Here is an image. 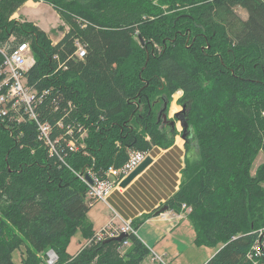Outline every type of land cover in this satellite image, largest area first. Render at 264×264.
<instances>
[{
    "label": "trees",
    "instance_id": "trees-1",
    "mask_svg": "<svg viewBox=\"0 0 264 264\" xmlns=\"http://www.w3.org/2000/svg\"><path fill=\"white\" fill-rule=\"evenodd\" d=\"M26 1L0 0V40L30 43L33 107L61 139L50 155L36 123L0 119V264H15L22 245L23 264H48L49 250L53 264H164L135 233L93 239L79 176L89 169L101 178L130 152L168 148L177 134L185 149L178 188L132 227L164 205L186 204L193 243L220 246L203 264H250L246 252L264 232V163L253 169L264 151V0H33L67 27L55 44L33 22L9 19ZM177 92L180 132L158 120ZM80 128L83 148L70 151ZM78 229L88 242L70 254Z\"/></svg>",
    "mask_w": 264,
    "mask_h": 264
},
{
    "label": "built area",
    "instance_id": "built-area-1",
    "mask_svg": "<svg viewBox=\"0 0 264 264\" xmlns=\"http://www.w3.org/2000/svg\"><path fill=\"white\" fill-rule=\"evenodd\" d=\"M16 13V12H14ZM10 18H14L11 15ZM57 43V42H52ZM0 119L9 124L21 123L29 120L38 125L36 127V139L39 140L52 155L57 145L60 143V136H51V125L47 121H40L38 114L34 110L36 93L25 82V73L31 65L32 56L30 46L27 41H17L16 37L11 34L7 38L0 40ZM85 55V48L82 44L76 42L74 56L82 58ZM40 102V99L38 103ZM34 106V107H33ZM264 114V113H262ZM36 125V126H37ZM60 125V124H59ZM72 129H68L67 133L72 135ZM79 139L73 135L66 141V145L70 151L83 148L80 142L84 135V130L80 128ZM148 154V152L134 151L130 152L127 161L117 168L110 167L104 176L97 178L89 169L86 173H81L80 178L87 185V198L89 205L94 201H107L109 194L114 191H122L120 186L121 180L127 176ZM264 156V151L262 152ZM264 158V157H263ZM264 161V160H263ZM90 177L91 182L86 178ZM181 210L175 212L168 209L161 212L163 217H184L190 211V207L186 204L181 205ZM186 211V214L184 213ZM115 216H112L108 222L101 227L93 235V239L102 240L110 237H116L122 232L135 233L131 220L123 221L121 224L114 223ZM126 244V242H124ZM156 258H159L155 255ZM250 264H264V232L259 230L256 232L255 238L245 255ZM56 256L53 252H47V263L53 264Z\"/></svg>",
    "mask_w": 264,
    "mask_h": 264
},
{
    "label": "crops",
    "instance_id": "crops-1",
    "mask_svg": "<svg viewBox=\"0 0 264 264\" xmlns=\"http://www.w3.org/2000/svg\"><path fill=\"white\" fill-rule=\"evenodd\" d=\"M39 5L40 1L27 0L18 8L17 12L20 13L23 7L22 19L25 18L41 27L33 19H28V16L34 17L30 10ZM175 126L180 132L179 123H176ZM150 155L153 161L124 187L122 192L113 191L109 194L107 201L98 200L89 205L87 217L91 221L94 231L103 227L112 216H115L114 223L121 224L123 221L132 220L150 212L162 205L166 198L178 188L180 170L184 165L185 157L184 139L181 135H175L174 143L170 147L164 149L156 147L150 151ZM179 211H182L181 207ZM184 213L186 214V211ZM186 220H188L187 216L170 218L156 214L141 223L135 230V234L157 256L166 257L167 253L170 254L172 257L169 264H171L174 262L172 260L177 257L179 241L175 239V236H182L183 231L187 229L183 225ZM87 242L88 240H85V243ZM77 251L70 254H75ZM207 258V254L198 256L189 264H203Z\"/></svg>",
    "mask_w": 264,
    "mask_h": 264
},
{
    "label": "rangeland",
    "instance_id": "rangeland-1",
    "mask_svg": "<svg viewBox=\"0 0 264 264\" xmlns=\"http://www.w3.org/2000/svg\"><path fill=\"white\" fill-rule=\"evenodd\" d=\"M23 10H24V8L22 7L20 13H18V12L12 13L11 15H14V18L9 17V19H15L18 21H22L21 15H23L22 14ZM235 11L242 19L246 18L247 13H246L245 9H243L241 6H236ZM30 13L32 15H34V17L28 16V19H33L34 21H36L42 27V29H44L48 33V35L50 36V38L53 42H57L59 40V38H61V36L66 31L67 27H65L63 32L57 28V26L60 23H62V21H59L58 14L49 5L41 3V1H40V5L36 8H33L32 10H30ZM44 22H45V24H44ZM31 56H32V54H31ZM32 63H33V57H32V61H31V65H32ZM179 95H180L179 92L175 93L172 96L171 103L169 104V109H168V113L166 116H167V118L171 117L170 118L171 120H172V118H174L175 113L179 112L181 110V107L177 104V99H178ZM181 126H182L181 124H179V126H178V128L180 130H182ZM263 157L264 156L261 153H259L256 156V158L253 162V169L257 165L264 163ZM114 191H118V190H114ZM183 225L187 229H185L183 231L182 236H175V239L177 241H179L177 244V253H176L177 257L172 260L174 262L171 264H189L193 261V259L197 258L198 256L205 255V254H207V256H208L207 259H209L210 255H212L220 247V246L207 247V246H200V245L194 244L192 241V239L194 237V230H193V227L191 226L189 220L184 221ZM85 240L86 239L82 236L80 230L79 229L76 230V232L72 234L70 241L67 245V249H66L67 252L68 253H74L75 251H77V249L80 246H82L85 243ZM80 241H82V242H80ZM23 252H24V246L23 245L20 248H16L12 251V259H13L15 264H23V256H24ZM160 257H162V256H160ZM171 257L172 256L167 253L166 257H162V262L164 264H169L171 262ZM146 263L147 264L150 263L149 259L146 261Z\"/></svg>",
    "mask_w": 264,
    "mask_h": 264
},
{
    "label": "water",
    "instance_id": "water-1",
    "mask_svg": "<svg viewBox=\"0 0 264 264\" xmlns=\"http://www.w3.org/2000/svg\"><path fill=\"white\" fill-rule=\"evenodd\" d=\"M142 42V41H141ZM166 101H163V108L159 111L158 113V120L162 118L163 122L166 124L167 122V116L165 113H163L165 107H166ZM177 114V113H175ZM169 125L171 129L175 127V122L174 120L169 121ZM184 134H182L183 138ZM152 156L147 155L125 178H123L120 182L121 187H126L138 174H140L151 162H152ZM86 178L89 182H91L90 178L86 175ZM167 210V206L164 205L161 207L160 211L163 212ZM127 233L122 232L120 235H118L116 238L117 240H122L126 237ZM52 251V250H51ZM53 252V251H52ZM54 253V252H53Z\"/></svg>",
    "mask_w": 264,
    "mask_h": 264
},
{
    "label": "flooded vegetation",
    "instance_id": "flooded-vegetation-1",
    "mask_svg": "<svg viewBox=\"0 0 264 264\" xmlns=\"http://www.w3.org/2000/svg\"><path fill=\"white\" fill-rule=\"evenodd\" d=\"M170 118H171V117H169V119H168L167 122H166V124H168V125H169V121L171 120ZM169 126H170V125H169Z\"/></svg>",
    "mask_w": 264,
    "mask_h": 264
},
{
    "label": "bare ground",
    "instance_id": "bare-ground-1",
    "mask_svg": "<svg viewBox=\"0 0 264 264\" xmlns=\"http://www.w3.org/2000/svg\"><path fill=\"white\" fill-rule=\"evenodd\" d=\"M25 41H26V40H25ZM28 43H29V42H28ZM29 45H30V43H29ZM0 56H1V55H0ZM32 56H33V55H32ZM0 61H1V60H0ZM164 110H165V109H164ZM164 113H165V112H164ZM126 161H127V160H126ZM126 161H125V162H126ZM187 206H188V205H187ZM189 207H190V206H189ZM55 261H56V260H55Z\"/></svg>",
    "mask_w": 264,
    "mask_h": 264
}]
</instances>
